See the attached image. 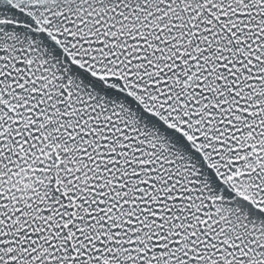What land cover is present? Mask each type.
<instances>
[{
    "label": "snow or ice",
    "instance_id": "obj_1",
    "mask_svg": "<svg viewBox=\"0 0 264 264\" xmlns=\"http://www.w3.org/2000/svg\"><path fill=\"white\" fill-rule=\"evenodd\" d=\"M0 264H264V0H0Z\"/></svg>",
    "mask_w": 264,
    "mask_h": 264
}]
</instances>
